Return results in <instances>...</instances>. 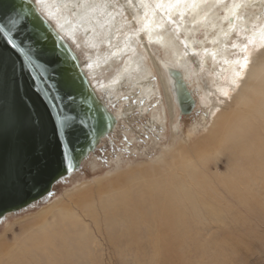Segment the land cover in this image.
Listing matches in <instances>:
<instances>
[{
    "label": "bare ground",
    "instance_id": "1",
    "mask_svg": "<svg viewBox=\"0 0 264 264\" xmlns=\"http://www.w3.org/2000/svg\"><path fill=\"white\" fill-rule=\"evenodd\" d=\"M34 6L54 31L70 41V47L74 43L85 47L86 64L71 49L96 96L104 93L110 100L113 96L120 100L127 94L128 105L114 113L116 117L130 119L140 109L151 112V125L159 129L163 124V108L151 109L156 108L152 102L159 86L148 57L138 47L141 39L165 53L160 64L153 59L173 117L177 112L182 115L169 67L183 72L196 107L200 102L191 54L212 69L218 90L238 82L239 86L200 139L182 137L181 142L168 144L149 166L131 169L122 179L55 197L23 227L15 248L8 243L0 247V256L8 252L0 264L60 261L64 247L97 242V234L108 233L107 239L134 260L141 255L133 252V246L145 241L153 252L144 253L151 258L161 257L167 249L182 260L177 251L188 240L212 236L205 230L194 234L188 226L223 225L226 210L235 201L244 206L264 203V49L259 55L245 44L256 39L257 45H264V0H43ZM243 52L250 57L242 72ZM109 115L112 123L114 116ZM132 183L136 184L131 187ZM9 227L13 231V225ZM80 256L67 254L62 264H72ZM97 259L90 255L89 264Z\"/></svg>",
    "mask_w": 264,
    "mask_h": 264
},
{
    "label": "water",
    "instance_id": "2",
    "mask_svg": "<svg viewBox=\"0 0 264 264\" xmlns=\"http://www.w3.org/2000/svg\"><path fill=\"white\" fill-rule=\"evenodd\" d=\"M33 8L0 0V219L49 196L114 129L75 51ZM168 74L180 114L190 115L196 99L183 72Z\"/></svg>",
    "mask_w": 264,
    "mask_h": 264
},
{
    "label": "rangeland",
    "instance_id": "3",
    "mask_svg": "<svg viewBox=\"0 0 264 264\" xmlns=\"http://www.w3.org/2000/svg\"><path fill=\"white\" fill-rule=\"evenodd\" d=\"M139 41L141 42H139L138 47L139 49L142 48L141 50L148 57L147 62L150 64V68L153 69V73L157 77V86H159V94L153 98L152 102L156 105V108L151 109L158 110L163 108V124L159 126V129L151 125L148 122V116L151 112L147 113L146 110L142 112L140 109H135L130 119L122 118L121 116L116 117L114 113H118L121 109L127 107L125 106L128 103L125 100L127 94H123V96L119 95L121 96L119 97L120 100H117L116 96H113L112 100L114 104L104 93L98 94L96 97L99 103L105 106L107 113L113 114L114 116L112 117L113 131L109 135L107 134L99 139V144L95 150L83 159L81 166L77 170L61 177L56 182L49 196H45L42 200H37L21 210L9 212L5 217L0 219V247L8 243L12 244L10 247L15 248V243L20 238L19 236L21 235L23 227L32 222L35 214L40 212L44 206L50 205L55 197H60L70 192H75L72 194L75 195L83 189L110 184L121 175L128 174L131 169L141 168L143 164L145 165L144 167L146 165L149 166L153 162L152 159H155L159 154L164 152L168 144L174 142L179 143L185 137L191 139L192 142L200 139L203 132L213 122L214 116L218 114L222 105L226 101L233 100L239 82L236 84L233 83V85L231 84L232 86L230 88L227 87L228 89L224 86V88L218 90V78L215 76V73L211 72L212 69L205 66V64H202L197 54H191L192 66L196 67L198 72L192 80L194 85L199 88L200 102L191 115L181 117L177 112L173 117L154 60L159 61L165 53L156 44L147 43L142 39ZM255 41L256 39L252 42L247 40L245 44H247L250 51L252 50L254 53L256 52L261 55L264 45L262 43L257 45ZM66 42L70 44V41L66 40ZM79 46L75 43L71 45L82 57V62L86 64L87 59L85 52L82 50L85 47ZM243 54L246 61L242 72L247 67L250 57V53L248 52H243ZM209 63H211L210 60ZM241 74L235 79L241 77ZM93 85L94 82L91 86ZM189 133L192 135L191 137H188ZM134 184L136 183H132L130 186L132 187ZM232 199L235 201L233 197ZM224 216L225 222L223 225L213 223L212 228L208 227V229H203L198 224L192 226L193 229L191 226H188L193 233H200V231L205 230L204 233L210 231L207 234H211L213 237L199 236L193 237V240H188V242L181 246L183 250L177 251L178 253L182 252V260H180L179 256H174V252L168 253L167 249L162 250L161 257L157 254L151 258L148 253H144L145 251H151V254L153 252L152 247L148 246L146 241L144 243H136V248L133 246V252L141 255L138 256L139 258L137 260H134L135 256L134 258L127 256V250L124 249L123 251L119 245H113L107 239L109 238L108 230V234L106 235L97 234V242L93 239L78 246L71 243L70 247H64V253L60 261H50L48 264L64 263L63 257L67 256V254L71 256L81 255L72 264H89L90 255L93 258L98 256L99 259H97V262L91 264H264V203L257 206L254 201L253 203H249L248 206H244L242 204L239 205L235 201L234 206L230 210H226ZM10 224L13 225V231L10 227L7 229ZM101 228L104 230L106 227L102 225ZM172 240L174 239H169L168 242ZM140 244L145 249L140 248ZM163 244L165 243L163 242ZM87 247L92 251H88ZM1 256L6 259L8 252ZM177 259L179 260L177 261Z\"/></svg>",
    "mask_w": 264,
    "mask_h": 264
},
{
    "label": "snow or ice",
    "instance_id": "4",
    "mask_svg": "<svg viewBox=\"0 0 264 264\" xmlns=\"http://www.w3.org/2000/svg\"><path fill=\"white\" fill-rule=\"evenodd\" d=\"M43 0H33V4H37V3H42ZM32 14L37 15V18H39L40 16H42L43 14L40 12L39 7L33 8L32 9ZM12 23H15V20L12 21ZM62 126L66 129L70 128L71 125H69L67 122H62Z\"/></svg>",
    "mask_w": 264,
    "mask_h": 264
}]
</instances>
